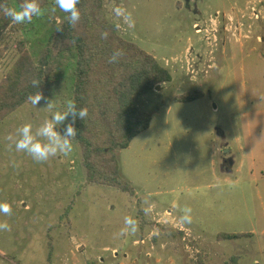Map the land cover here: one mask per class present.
<instances>
[{
	"label": "rangeland",
	"instance_id": "obj_1",
	"mask_svg": "<svg viewBox=\"0 0 264 264\" xmlns=\"http://www.w3.org/2000/svg\"><path fill=\"white\" fill-rule=\"evenodd\" d=\"M104 4L120 35L172 75L138 99L153 113L151 126L117 151L120 174L136 195L86 185L77 141L71 154L45 163L7 149V134L25 123L35 130L71 98L74 58L53 56L42 91L53 109L28 103L0 129V201L13 210L0 214L11 225L0 231V264H264V0ZM118 9L132 13L134 27ZM61 14L57 8L2 34L0 82L19 38L39 62ZM192 91L204 97L177 102ZM184 206L193 210L191 224L179 222ZM126 215L139 221V231L114 238ZM220 233L248 236L219 241Z\"/></svg>",
	"mask_w": 264,
	"mask_h": 264
},
{
	"label": "trees",
	"instance_id": "obj_2",
	"mask_svg": "<svg viewBox=\"0 0 264 264\" xmlns=\"http://www.w3.org/2000/svg\"><path fill=\"white\" fill-rule=\"evenodd\" d=\"M18 5L22 0H15ZM49 9L53 0H39ZM0 5L13 7L12 0H0ZM81 19L72 27L62 12L60 22L53 24L43 56L35 62L25 38L16 42L15 62L0 82V129L6 120L27 105L28 97L44 91L54 72L52 57L69 55L74 58L73 89L70 99L78 107H87L86 119L75 121L77 143L86 170V185H100L136 195L135 188L120 174L118 150L128 149L133 140L147 131L153 113L142 110L138 99L161 85L172 81L169 70L152 54L135 42L124 39L117 25L106 14L104 0H80L77 6ZM31 23H23L25 26ZM57 24L64 29L56 31ZM13 22L0 10V37ZM108 32L107 39L101 38ZM124 56L118 63H108L114 49ZM3 52V51H2ZM38 79L39 89L32 86ZM204 97L201 91L178 96L177 102H193ZM241 233H220L219 241H235L247 237Z\"/></svg>",
	"mask_w": 264,
	"mask_h": 264
},
{
	"label": "clouds",
	"instance_id": "obj_3",
	"mask_svg": "<svg viewBox=\"0 0 264 264\" xmlns=\"http://www.w3.org/2000/svg\"><path fill=\"white\" fill-rule=\"evenodd\" d=\"M80 0H53V7L44 9L41 7L39 0H22L19 9L0 5V10L4 15L12 20L13 23L23 24L31 23L33 18H40L47 14H54L57 8L67 13L66 19L72 27H75L81 19L80 9L77 7ZM117 15L122 17L123 22L129 27H134L135 21L130 11L122 9L117 10ZM119 27V25H117ZM56 31L63 32L61 25L57 24ZM108 32H102L101 38L107 39ZM124 56L122 49H114L108 58V63L115 64ZM41 82L38 79L32 80V86L40 87ZM44 101L46 107L42 109L51 110L54 107L53 100H48L41 91L28 97V102L37 108V105ZM71 116V120L69 117ZM88 116L87 107H78L74 99H67L62 110H57L51 118H46L38 126L33 127L32 123H25L15 130V134H7L4 140L7 142L8 150H14L17 153L28 155L36 163H45L51 158L58 156H67L74 150V141L77 139V129L75 121L77 119L85 120ZM67 123L65 124V122ZM64 125L63 132L57 130L58 126ZM15 166V165H14ZM12 206L6 201H0V214L3 216L12 215ZM145 213L150 208L144 209ZM179 222L181 224H191L193 220L192 208L184 206L181 210ZM0 231H11V225L7 220H0ZM139 231V221L131 215L123 218V227L114 233V238H120L129 234H135Z\"/></svg>",
	"mask_w": 264,
	"mask_h": 264
}]
</instances>
